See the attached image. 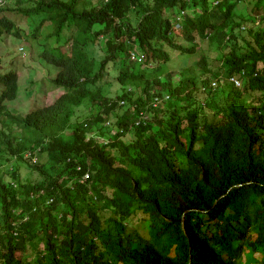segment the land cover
I'll return each mask as SVG.
<instances>
[{
  "label": "trees",
  "instance_id": "1",
  "mask_svg": "<svg viewBox=\"0 0 264 264\" xmlns=\"http://www.w3.org/2000/svg\"><path fill=\"white\" fill-rule=\"evenodd\" d=\"M86 5L82 0L64 5L82 14L75 20L77 24L87 25L75 41L71 57L63 53L45 57L58 69L60 59H73L72 64L82 59L99 35L110 54L122 52L116 39L130 21L134 6L149 11L136 33L140 45L154 55L158 50L162 56L166 53L159 45L164 43L184 53L192 51L168 36L169 9H198L185 19L181 37L195 40L210 25L218 28L211 40L218 46L233 16L226 3L202 15L208 0H99L89 2V10ZM253 7L258 9L252 6L250 11ZM27 12L44 15L43 22L53 27L51 35H59L65 26L66 17L53 2L42 0ZM2 30L9 32L11 27L0 22V33ZM13 34L17 36L18 31ZM263 35L255 32L260 40ZM258 60L264 62V46L250 55L231 53L226 58L225 54L209 67L201 65L198 75H188L178 85L161 86L157 79H143V94L133 99L124 93L116 103L129 100L135 111L142 109L152 115L129 141L110 144L120 155L117 159L91 148L88 142H66L62 125L47 123L51 115L37 113L36 120L42 121L33 125L28 123L29 114L19 116L14 121L19 128L31 130L38 143L44 137L49 140L55 155L48 166L55 167L59 176L45 172V182L29 183L7 195L8 199L3 197L0 264H248L242 255L253 256L254 252L260 254L256 264H264V102L250 104L260 111L252 115L246 107L234 104L235 94L219 90L209 94L204 105L196 97L198 79L205 84L207 77H219L213 66L219 65L223 72L225 67L228 72L239 67L251 70ZM128 78L136 80V71H127L118 82L123 84ZM250 83L264 91V75ZM162 91H169L173 101L155 106L152 99L161 97ZM86 94L88 91H79L75 98ZM211 108L216 110L213 120L205 116ZM50 126V132H37ZM85 133L80 129L74 136L83 140ZM87 168L89 179L72 183ZM66 170L69 173L63 174ZM54 192L53 202L45 204L43 196ZM137 210L147 214L146 236L125 238V218L116 215ZM79 221L86 226L83 233ZM109 222L115 232L103 228Z\"/></svg>",
  "mask_w": 264,
  "mask_h": 264
},
{
  "label": "clouds",
  "instance_id": "2",
  "mask_svg": "<svg viewBox=\"0 0 264 264\" xmlns=\"http://www.w3.org/2000/svg\"><path fill=\"white\" fill-rule=\"evenodd\" d=\"M41 1L0 0V13L3 12L5 14L4 16L0 14V22L9 24L11 27V31L2 30L0 33V36L3 35L6 41H15L14 36L18 39L26 38L28 35L35 37L37 28L43 23L51 29L42 39L38 40L40 44L44 45L39 56L35 57L30 44H17L18 48L16 50L21 57V59L17 60H20V62L15 63L13 59H7L4 65L0 64V214L3 212L1 208L3 197L6 196L8 199L7 195L13 194L15 189L29 183L34 185L37 182H45V172L52 174L54 178L59 176L54 173L55 167L50 168L48 166V160L55 155V150L49 144V140L44 137L38 143V139L32 137L31 130L19 128L14 123L19 116L24 117L29 114L28 123L33 125L36 121H42V118L36 120L35 115L37 113L51 115V118L47 119V123L61 124L60 131L64 134L66 142H88L91 148L106 151L107 154L117 159L120 155L117 154L116 149L110 147V144L114 141L124 143L129 141L131 136L135 135L143 124L149 122L151 114H149V111L142 109L135 111L133 109L134 105L130 104L129 100L122 99L116 103L119 96L127 93L129 94L128 96L134 99L136 96L143 94V79L145 78L157 79L161 86L168 84L178 85L182 81L185 82L188 75H198V71H201V65L209 67L214 60L219 61L225 54L226 58L231 53H235L238 56L250 55L258 47L264 46V35L262 40L255 36V32H264V3H260L259 0H208L209 5L202 9V15L209 13L223 3H226L233 10L234 17L230 15V22L224 29L225 36L220 46L211 44L214 31L218 28L210 25L205 26L201 36L195 40L187 41L181 37L180 33L185 19L198 9H181L178 11L169 9L167 11L170 23L168 36L175 44L183 45L192 51L184 53L168 43H164L159 45V47L166 53L165 56H162L154 46L156 55L148 47L140 45L136 33L139 31L140 24H142L149 11H143L142 8L134 6L133 12L129 15L130 21L126 23L125 27H121V35L116 39L123 47L122 52H118L115 55L110 54L104 49V37L99 35L82 59H78L75 64L70 63L73 59H60L57 62L59 65L58 69L52 63L47 62L45 57L48 53L57 57H60L63 53L64 57H71L74 43L85 29L87 22H81L80 24L75 22L76 19L82 17V14L70 11L64 6L70 0H47L55 3L60 15L66 17L65 26L60 34L51 35L53 27L50 23L43 22L44 15L27 12L29 7ZM82 1L87 3L84 8L89 10V2L96 3L99 0ZM146 3L151 4L152 2L146 1ZM252 6H257L258 9L253 7L250 11ZM240 7L246 8L245 15L239 12ZM11 13L25 18L26 25L19 26L9 16ZM35 19L38 21V26L30 25L29 23L34 22L33 20ZM232 20L234 24L231 23ZM116 22H118L117 18ZM25 28H28V30H25ZM92 29H95V27H92ZM15 30L18 31L17 36L13 34ZM202 43L204 46L200 47ZM230 49L233 50L231 51ZM173 51H177L178 54L185 57L198 54V59L193 62L196 71L186 70L184 67L176 73L166 71V65L170 62V54ZM40 62L54 67L55 76H47V78L50 80L49 83L55 87V90L52 92L53 100L48 101L51 103H43V105L36 108L34 107L35 96L33 97L29 89L32 86H42L40 81L48 75ZM247 62V58L242 61L244 65ZM9 63L13 66H6ZM132 69L137 73L136 80L128 78L123 84H120L118 78ZM212 69L215 72H219V77H207L205 84L201 83L199 79L197 80L199 89L196 91V97L200 105L209 102V94H218L219 90H221L224 94H235L234 104L236 106L246 107V111L252 113V115L260 112L258 109L253 110L249 106L251 103L260 105L264 102V91L252 88L250 80L264 75L263 61L258 60L255 62L251 70L246 67H239L228 72L225 67L223 72L219 65L213 66ZM111 73H113L114 85L117 87L114 95L104 92L100 85L103 78ZM44 83L46 82L44 81ZM131 85H133V89H129ZM224 85L227 86L225 87ZM79 91H88V94L75 98ZM56 92L61 94L55 97ZM161 93V97L152 99L155 106L161 103L165 106V104L173 101L169 91H162ZM188 93L190 94L189 91ZM253 93L260 94V97H254ZM190 96L193 99L191 94ZM39 97L40 95L37 98ZM31 98L33 105L26 113H18L7 106V101L16 99L15 105H21ZM95 108L97 110L93 111ZM51 127L37 132H50ZM80 129L86 130L83 140H79L74 136V131ZM39 135L41 137L44 136L43 134ZM127 135L129 139L124 140ZM68 173L69 171L66 170L63 174ZM90 174L91 171L87 168L82 176L73 179L72 183L76 181L85 183L89 179ZM38 193L43 194V190L38 191ZM55 197L56 192L43 196L45 204L52 203ZM121 212L126 215L141 214L142 217L139 219V223L143 232L138 227L127 223V218L120 215ZM116 218H125L123 221L125 225L123 235L125 238L126 235L135 236L138 234L139 236H146V231L143 228L144 220L147 218L146 213L140 210L130 214L119 211ZM103 228L115 232L110 222L108 224L103 223ZM244 255H242V260H244ZM259 259L260 254L254 252V263L252 264H256Z\"/></svg>",
  "mask_w": 264,
  "mask_h": 264
},
{
  "label": "rangeland",
  "instance_id": "3",
  "mask_svg": "<svg viewBox=\"0 0 264 264\" xmlns=\"http://www.w3.org/2000/svg\"><path fill=\"white\" fill-rule=\"evenodd\" d=\"M239 12L242 15H245L246 14V8L245 7H240L239 8ZM0 14L2 16L5 15L3 12H1ZM9 16L19 26H25L26 25V19L25 18H23V17H21V16H19L17 14H14V13L9 14ZM33 21L35 23L34 22H30L29 24L32 25V26H38L37 19H35ZM25 30H28V28H25ZM50 30H51L50 27L43 23V24H41V26H39L37 28L35 37H31L30 35H28L26 38L18 39L17 37L14 36V40L15 41H13V40L6 41L5 37L3 35H1L0 36V64L4 65L5 62L7 61V59H13V61L15 63H19L20 62V60H17V59H21V57L18 54V51L16 50L18 48L17 44H22V43L27 44V45L30 44L31 50H32L33 54L35 55V57L39 56L40 52L42 50V47L44 45L40 44L38 42V40L42 39L44 37V35H46L47 33L50 32ZM203 46H204L203 43L200 44V47H203ZM198 57H199L198 54H194V55H190L189 57H185V56H183L181 54H178L177 51H173V53L170 54V59L171 60L166 65V67H167L166 71H170V72L176 73L182 67H184L186 70L189 69L190 71H192V70L196 71L195 64L193 65V62L196 59H198ZM41 64L44 66L45 73H48V75L45 76V79L47 81L43 77V79L40 81L42 86H40V87L32 86L29 89V92H31L33 94V97L35 96V98H34L35 99L34 107H36V108L39 107L40 105H43V103H46V104L51 103V102H48V101H52L53 100L52 92L55 90V87L49 83L50 80L47 78V76H49V77L55 76L56 72H55L54 67L52 65H49V64H44L43 62ZM190 64H192V65H190ZM6 66H13V65L11 63H9ZM191 66L193 67V69H192ZM41 74H42V72H41ZM112 76H113V73L105 76L103 78V80L101 81V83H100V85L103 88L104 92H106L107 94H110V95H114L116 90H117V87L114 85ZM22 79H24V78H22ZM44 81L46 83H44ZM224 86L226 87L227 85H224ZM129 89H133V85H131L129 87ZM40 92H41V94H40ZM202 93H203V91H202ZM60 94H61L60 92H56L55 97L59 96ZM38 95H40L39 98H37ZM253 95H254V97H260V94H257V93H253ZM55 97H54V99H55ZM32 98L29 99L28 101H26L25 103L21 104V105H15L16 99L11 100V101H7V106H8L9 109H11L13 111H16L18 113H26V112H28L31 109V107L33 105ZM96 110H97L96 108L93 109V111H96ZM215 113H216V110L214 108H211V109L206 110L205 116L209 120H213V119H215V117H214ZM128 139H129V137L127 135L124 140H128ZM102 213H104V212H102ZM120 215H123V216H125L127 218L126 219L127 223L138 227L139 230L141 232H143V229L141 228L140 223H139V219L142 217L141 214L136 213L134 215H126L125 213L121 212ZM78 227H79L80 233H83L85 231V229H86V226L81 221L78 222ZM127 231L128 232H132L131 230H127ZM255 255H257V254H255ZM244 260L248 264L254 263L253 256H248L247 254L244 255Z\"/></svg>",
  "mask_w": 264,
  "mask_h": 264
}]
</instances>
